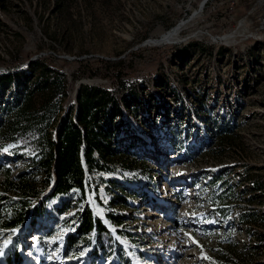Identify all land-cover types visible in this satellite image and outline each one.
I'll use <instances>...</instances> for the list:
<instances>
[{
  "label": "rangeland",
  "instance_id": "1",
  "mask_svg": "<svg viewBox=\"0 0 264 264\" xmlns=\"http://www.w3.org/2000/svg\"><path fill=\"white\" fill-rule=\"evenodd\" d=\"M202 1L0 0V71L42 57L66 74V104L80 84L122 99L108 181L99 202L87 193L107 230L67 250L74 193L0 226V264H264V0ZM18 174L46 185L0 148V192L15 198Z\"/></svg>",
  "mask_w": 264,
  "mask_h": 264
},
{
  "label": "trees",
  "instance_id": "2",
  "mask_svg": "<svg viewBox=\"0 0 264 264\" xmlns=\"http://www.w3.org/2000/svg\"><path fill=\"white\" fill-rule=\"evenodd\" d=\"M145 37L146 34L142 38ZM223 50L220 47L219 53ZM100 62L116 69L121 65L120 60ZM91 72L87 68L88 76L95 74ZM67 96L66 74L46 58L37 57L19 69L12 66L8 71H0V148L16 158L28 157L46 179V185L39 188L24 174H18L14 180L5 178L4 189L12 190L16 197L0 192V226L17 227L27 216L40 215L46 203L76 193L77 224L66 239L70 250L78 239L91 232L99 236L107 230L94 214L87 193L99 202L98 190L108 181L109 160L115 154L114 123L121 113L122 99L103 87L89 84H80L75 102L66 104ZM217 130L220 132L221 128ZM214 204L224 215L220 203ZM251 215L240 214L241 222H256ZM106 216L116 218L112 213ZM261 239L257 248L264 254V236ZM92 246L95 255L97 247Z\"/></svg>",
  "mask_w": 264,
  "mask_h": 264
},
{
  "label": "bare ground",
  "instance_id": "3",
  "mask_svg": "<svg viewBox=\"0 0 264 264\" xmlns=\"http://www.w3.org/2000/svg\"><path fill=\"white\" fill-rule=\"evenodd\" d=\"M204 4V3H203ZM202 7L201 3H200V8ZM198 14V11H194L192 13V18L195 17L196 15ZM191 18V19H192ZM190 19V20H191ZM189 20V21H190ZM188 20L187 21H184V22H181L175 26H173L171 29H169L168 31L166 32H162L161 33V37L157 40H155L154 42L155 43H161L162 41H174V40H178L179 39V33L180 31L185 27V25L189 22ZM152 40L148 39L146 42H150Z\"/></svg>",
  "mask_w": 264,
  "mask_h": 264
},
{
  "label": "built area",
  "instance_id": "4",
  "mask_svg": "<svg viewBox=\"0 0 264 264\" xmlns=\"http://www.w3.org/2000/svg\"><path fill=\"white\" fill-rule=\"evenodd\" d=\"M262 7L263 9H262L261 17H260V20H261L260 25L262 28H264V4H262Z\"/></svg>",
  "mask_w": 264,
  "mask_h": 264
},
{
  "label": "water",
  "instance_id": "5",
  "mask_svg": "<svg viewBox=\"0 0 264 264\" xmlns=\"http://www.w3.org/2000/svg\"><path fill=\"white\" fill-rule=\"evenodd\" d=\"M203 3H204V0L201 2V5H203ZM145 41H146V40H145ZM144 43H145V42H144ZM80 82H82V81H77V82H76L77 88H78ZM74 97H75V93H74Z\"/></svg>",
  "mask_w": 264,
  "mask_h": 264
}]
</instances>
